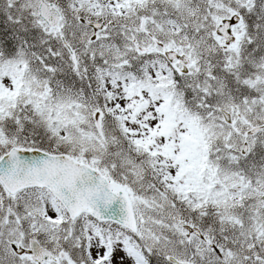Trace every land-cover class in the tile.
<instances>
[{
    "label": "snow or ice",
    "instance_id": "1",
    "mask_svg": "<svg viewBox=\"0 0 264 264\" xmlns=\"http://www.w3.org/2000/svg\"><path fill=\"white\" fill-rule=\"evenodd\" d=\"M0 264H264V0H0Z\"/></svg>",
    "mask_w": 264,
    "mask_h": 264
}]
</instances>
